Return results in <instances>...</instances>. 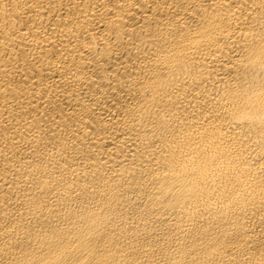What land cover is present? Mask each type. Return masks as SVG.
Listing matches in <instances>:
<instances>
[{
  "label": "bare ground",
  "instance_id": "bare-ground-1",
  "mask_svg": "<svg viewBox=\"0 0 264 264\" xmlns=\"http://www.w3.org/2000/svg\"><path fill=\"white\" fill-rule=\"evenodd\" d=\"M0 264H264V0H0Z\"/></svg>",
  "mask_w": 264,
  "mask_h": 264
}]
</instances>
